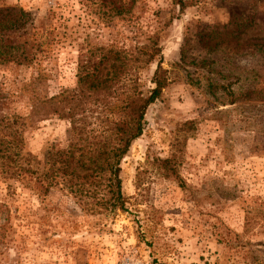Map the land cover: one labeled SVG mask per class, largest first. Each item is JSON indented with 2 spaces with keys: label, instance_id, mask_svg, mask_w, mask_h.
Wrapping results in <instances>:
<instances>
[{
  "label": "rangeland",
  "instance_id": "obj_1",
  "mask_svg": "<svg viewBox=\"0 0 264 264\" xmlns=\"http://www.w3.org/2000/svg\"><path fill=\"white\" fill-rule=\"evenodd\" d=\"M190 1L0 0V22L19 18L5 38L21 45L0 64V130L22 118L21 164L38 176L48 152L77 140L59 100L82 64L140 59L128 90L151 88L159 60L171 72L121 164L125 211L92 214L63 184L0 175V264H264V0ZM184 47L215 60L213 88L206 68L180 65ZM116 86L109 104L104 92L85 104L84 136L122 115L127 86Z\"/></svg>",
  "mask_w": 264,
  "mask_h": 264
},
{
  "label": "trees",
  "instance_id": "obj_2",
  "mask_svg": "<svg viewBox=\"0 0 264 264\" xmlns=\"http://www.w3.org/2000/svg\"><path fill=\"white\" fill-rule=\"evenodd\" d=\"M173 1L182 11L194 3L190 0ZM21 15L25 13L22 11ZM18 19H6L0 22V64L13 61L18 57L21 45L8 41L3 33L5 30L17 27ZM160 52L161 48H157L146 62L153 60L154 56ZM116 53L114 56L107 55L106 59H102L96 65L91 66L89 63L80 66L79 87L59 100L64 107L61 117L70 119L77 140H72L66 148L48 152L45 169L39 176L38 170L30 167L29 158H25L28 166L21 164L24 157L21 154V134L16 125L22 118L19 115L11 116L6 126L7 132L3 134L0 130V175L2 178L16 179L25 177L24 173H29L36 174L40 181L48 183L49 186L63 184L83 204V208L92 214L127 209L122 192L121 164L133 141L143 134L147 124V111L161 98L164 89L171 81V72L163 68V61L159 60L151 80L153 86L145 91L140 89L137 83L134 84V89L129 88V92V81L133 78L128 67L132 64L131 62H140V59L133 58L123 50ZM191 63L198 65L199 68H206L205 79L209 81V87L213 88L218 77L208 66L215 63V60L202 58L197 62L188 57L185 47L182 48L180 65L186 67ZM101 65H104L103 69L108 68V70L103 73L99 67ZM187 72L189 79L200 83L201 78H192L193 72L191 70ZM135 82L137 81L133 83ZM118 83L127 86L123 91L126 96L121 109L122 115L117 119L108 120L110 125L102 127L101 135L92 129L84 136V126L80 128L76 122L86 119L85 104L89 103L92 95L101 92L105 93L102 99L109 104L110 99L118 95L116 86ZM56 98L55 96L48 100L55 107L58 103ZM81 111L82 118L78 119ZM54 113L60 115L59 107L55 108ZM160 163L165 170L172 169L171 159H160Z\"/></svg>",
  "mask_w": 264,
  "mask_h": 264
}]
</instances>
